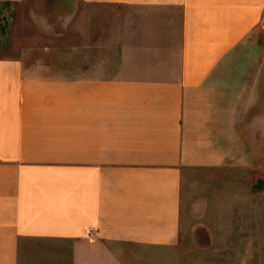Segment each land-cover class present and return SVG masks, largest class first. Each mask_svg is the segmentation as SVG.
I'll return each instance as SVG.
<instances>
[{"label": "crops", "instance_id": "crops-1", "mask_svg": "<svg viewBox=\"0 0 264 264\" xmlns=\"http://www.w3.org/2000/svg\"><path fill=\"white\" fill-rule=\"evenodd\" d=\"M0 7V264H128L127 250L152 263L175 248L188 177L249 167L264 137V65L237 63L264 54V0ZM48 19L54 32L26 26Z\"/></svg>", "mask_w": 264, "mask_h": 264}, {"label": "rangeland", "instance_id": "rangeland-1", "mask_svg": "<svg viewBox=\"0 0 264 264\" xmlns=\"http://www.w3.org/2000/svg\"><path fill=\"white\" fill-rule=\"evenodd\" d=\"M50 12L56 11L35 10L38 16ZM7 20L6 7H0V59L12 55L5 44ZM25 22L24 10L20 9L14 31L19 45ZM48 22L26 26L31 33H39L46 27L54 32V22L51 19ZM255 35L256 44L264 46V28L260 27ZM237 63L264 65V54L251 46L240 54ZM260 104L256 114L262 113ZM251 142L253 152L249 160L251 157L253 162L248 163L249 167L197 172L188 177L183 186L178 245L153 254L152 263L147 262V255L137 254L143 258L141 264H264V137L255 136ZM126 257L129 264L135 258L134 252L127 250Z\"/></svg>", "mask_w": 264, "mask_h": 264}]
</instances>
